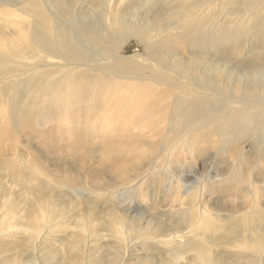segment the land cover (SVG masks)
Returning <instances> with one entry per match:
<instances>
[{"label": "rangeland", "instance_id": "obj_1", "mask_svg": "<svg viewBox=\"0 0 264 264\" xmlns=\"http://www.w3.org/2000/svg\"><path fill=\"white\" fill-rule=\"evenodd\" d=\"M16 25L22 45L42 33L53 49L65 30L74 40L67 50L90 55L85 65L144 58L109 63L113 84L83 88L77 71L95 77L93 69L66 68L83 55L53 62L29 45L22 55L5 51ZM79 25L92 37L72 35ZM52 63L63 68L35 69ZM62 72L75 80L64 92L77 98L54 111L77 112L78 92H96L104 103L113 97L116 117L128 105L132 116L99 134L69 123L84 134L73 138L40 106L41 116L25 113L12 133L6 102L15 85L33 74L43 85L67 80ZM0 81V92L12 87L0 94V264H264V0H0ZM232 98L248 105H228L243 109L248 128L214 133L210 108ZM111 187L133 194H104Z\"/></svg>", "mask_w": 264, "mask_h": 264}, {"label": "bare ground", "instance_id": "obj_2", "mask_svg": "<svg viewBox=\"0 0 264 264\" xmlns=\"http://www.w3.org/2000/svg\"><path fill=\"white\" fill-rule=\"evenodd\" d=\"M11 14H17L18 12L16 10L11 11ZM10 27V26H9ZM14 27V26H13ZM19 28H17V25L15 26V31L13 34L10 33L8 34L10 36V40L8 42V46L11 48H5V51H12V50H18L19 49V54L22 55V50L21 47H25L26 45H29L31 47H33L36 51H40L41 53H43L44 56H47L49 61H53V62H57V61H67V60H71L74 61L72 59H70V57L72 56V53L74 55H83L85 57L84 60L77 62L78 65H71L69 67L66 68H70L68 72H72L74 70H77V68H85V69H89L92 68L94 73L96 74L95 77H88L87 76V70H78L77 71V76H81V78L83 77L84 81H82V85L81 87L85 88V86L87 87H91L93 88V90H97L98 88H100V82H104L105 85H111L113 84V82L110 80V77L112 76L110 73H108V71L110 70V64L112 65L113 62L107 59L106 60V64L104 67H101V65H99V62L94 59L91 58V61L93 62V66L89 65H85L84 62L87 61L90 58V55L83 53L78 47L74 48L72 47L73 52H70L69 50H67V42L69 41V38L71 39V44L72 42H74L73 38L70 37L69 34H65L64 35H60V33L62 31H65L63 29H58L57 34L59 35L58 37V43L57 42H53V44L55 45L56 49H53L52 46H50L48 43L50 42V38L52 37H47L45 35H43L42 33H37L34 34V32L31 34L30 38L28 39V42L25 45H22V43H24L25 41V37L24 35H26V32L24 31L22 26H19ZM79 28L76 29V33L72 32V35H74L77 38H81V39H89L92 37V30L90 31L87 28H83V26L79 25ZM11 30V29H10ZM13 31V30H12ZM24 34V35H23ZM27 34H29V32L27 31ZM15 35H17L19 37V42L16 41L15 39ZM71 35V36H72ZM137 38H139L142 42L143 40V34L141 32H138L137 34H135ZM108 42V41H105ZM58 49H60L63 53L59 52ZM135 47L132 48V50ZM47 54V55H46ZM94 56H96V52L93 51ZM33 55V54H31ZM64 56L68 57L67 60H62L64 58ZM143 56L141 54H137V53H132L130 56L129 55H120L117 56L115 59L116 61L118 60V65L117 64H113V65H117L116 68L117 69H122L126 66H129L128 61L135 59L138 62V59L142 58ZM144 58V57H143ZM147 60H149L148 58H145ZM75 62V61H74ZM110 63V64H109ZM63 68V66H56V63H52V64H46V65H41L40 67H37L35 69H39L38 71L41 70H45L50 68ZM110 67V68H109ZM40 75H42L43 78H50L49 75L52 74V71H47V72H39ZM63 77H65L67 80H60V79H51L46 85H43L41 82V76L40 75H36L33 74L31 81L23 83V84H16L14 89L11 88H3L2 92L3 94L8 93V90L12 89V96L9 95L8 97V101L6 102L7 104H9L12 107V110L14 112V114H10L6 117V120L11 121V126H15V131L12 129V127H9L12 130V133L16 132L17 127V122H20V119L22 118H27L25 116V113L28 112H39L38 115L41 116L42 109H47L45 111H47V118L45 117L44 119L46 121H49L51 123V126L55 124V126L61 127V128H66V130H68V133L70 134L71 137L75 138V137H83V133L80 132V134H78V131H72V128L69 127V123H71L72 125H75L78 130L82 129V127L84 125H88L87 128H92L91 132L94 134H99V130L97 129V127H100V129L102 128H111L110 124L112 123H117L120 118L122 116H132L130 114V105H128V107L126 109L123 110V112H119L117 117H116V113L113 111V97L112 96H106L105 98V103L104 100L102 101H98V99L96 98L95 94L99 97V95L95 92L94 93H89L86 96H82L81 92L79 91L78 93V103L76 104V106L74 107L77 112L75 111H66V110H61V109H56L54 111L53 105H59L61 108L64 107H68L71 106L73 104L74 101V97L77 98L76 93L77 91H71L69 92L70 96L68 97L67 94L64 92L63 88H68L70 87L72 84H74V81L72 80L73 76H69L68 73H64L62 72ZM111 75V76H110ZM249 74H247L248 76ZM110 76V77H109ZM119 78L118 83L122 84V83H130L131 85L136 84V79L129 77L127 79H123L120 77ZM95 79V80H94ZM99 79V80H98ZM141 83V81H140ZM209 83L210 80H209ZM158 85H161L160 83H157ZM0 87H1V81H0ZM72 88V87H71ZM22 92V96H27L29 99V103L28 102H23L19 96V92ZM92 91V90H91ZM2 92H0V94H2ZM93 92V91H92ZM195 94H199V92H197L196 90L194 91ZM209 96H212L213 94H210L208 91L206 92ZM8 96V94L6 95V97ZM169 100H171L172 102L174 101L173 96H169L168 97ZM222 102H219L216 107L214 108H210L211 110V114L208 115L210 119L212 120H219L220 124L218 126L217 129H215L214 133H217L218 131H223L225 133H230L233 135H235L234 132H236L238 130V128L240 127H244L248 128L247 123H245L246 121L243 119L241 120L240 118H242L244 116V118L246 117L243 109L240 110H235L232 112H228V105H243L248 107L247 104H243V102H241L238 98H232L231 101H226V100H221ZM143 105H146V103L144 102ZM152 108L153 107H158L160 105V101L159 100H154L149 104ZM148 105V106H149ZM42 106V109L41 107ZM22 108V109H21ZM42 119V123L43 120ZM46 124H50L48 122H46ZM44 123V124H45ZM88 123V124H87ZM115 126V125H114ZM255 127V126H254ZM258 131V127H255ZM83 130V129H82ZM179 134L185 133L187 131V129H182L181 127H178ZM218 130V131H217ZM83 132H85V130H83ZM183 137V136H182ZM181 140V139H180ZM180 142V141H179ZM170 144V143H168ZM264 152V151H263ZM34 163V161H33ZM33 165V164H32ZM34 169V173H38L39 175L43 174L44 169L40 168L38 169V164L35 163V165H33ZM25 168H27V166H25ZM175 173V172H174ZM171 177H173L171 174H169V182L171 181ZM237 182V181H236ZM173 181L171 182L172 185ZM238 185V183H237ZM112 188V189H111ZM111 188H107L105 189V193L106 195H113L114 197H116L115 195H119L120 194V199H124L126 198L127 200H130V198L128 196H131L133 194V192L131 193V191L129 189H124V188H118V187H111ZM170 188V187H169ZM122 194H124L123 196H121ZM255 209H257V207L254 206ZM202 217V215H201ZM196 219V218H195ZM17 234V233H16ZM262 252L257 253L256 255L261 254ZM255 261L259 260V257H257V259L253 258ZM261 259V257H260ZM260 261V260H259ZM263 262V261H262Z\"/></svg>", "mask_w": 264, "mask_h": 264}]
</instances>
